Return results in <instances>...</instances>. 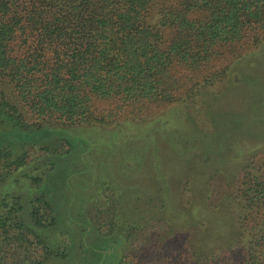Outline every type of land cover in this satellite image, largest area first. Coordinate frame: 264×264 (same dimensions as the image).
Segmentation results:
<instances>
[{
  "label": "trees",
  "instance_id": "obj_1",
  "mask_svg": "<svg viewBox=\"0 0 264 264\" xmlns=\"http://www.w3.org/2000/svg\"><path fill=\"white\" fill-rule=\"evenodd\" d=\"M261 43L264 0H0V264L70 258L71 246H58L60 213L44 181L60 158L76 157L79 144L81 157L91 151L74 126L144 122L145 138L154 132L153 116L161 109L166 111L161 124L173 125L179 134L167 139L173 141L172 162L161 166L155 150L148 158L157 177L154 190L148 184L138 197L148 205L142 219L160 216L171 227L190 219L191 241L178 264H264V144L239 139L264 137V129L255 131L256 123L264 126V114L257 116L264 99L252 101L246 120L212 115L208 134L181 132L176 115L178 105L221 83L234 62ZM54 134L65 136L64 151L49 143ZM128 138L139 143L129 153L144 159L149 143ZM36 145L39 156L32 158ZM191 149L201 151L198 164L185 158ZM74 167L72 178L79 175ZM218 167L227 173L225 186L232 183L235 190L212 198L209 174ZM178 173L194 187L188 208L175 207L170 194ZM102 219L85 215L83 222L105 240L108 233L102 235L101 228L111 231L122 220ZM131 222L136 228V220ZM80 233L86 231L77 226L65 232L76 253L85 244Z\"/></svg>",
  "mask_w": 264,
  "mask_h": 264
},
{
  "label": "rangeland",
  "instance_id": "obj_2",
  "mask_svg": "<svg viewBox=\"0 0 264 264\" xmlns=\"http://www.w3.org/2000/svg\"><path fill=\"white\" fill-rule=\"evenodd\" d=\"M253 84H256L254 88ZM232 93L235 94L231 95ZM257 98L264 99V43L251 50L250 54H246L235 61L221 83L201 88L192 100L177 106L179 111L175 113L182 124L180 131L199 129L207 134L211 133L214 126L211 127L210 118L212 115L214 117L218 116L221 112L223 114L227 113L229 117L236 114V116H242V119L246 120L250 115L252 101L260 102ZM253 109L257 108L253 105ZM157 112L153 116L157 120L150 127L155 126L154 132H150L149 137L145 138H141V133L148 127L144 122L129 126L125 120H121L119 121L121 125L118 128L117 124L106 126L82 124L77 125L78 127L74 126L77 132L80 133L78 134L79 136L88 138L86 142L87 150L90 149L91 151L81 157L78 150L82 151L84 146L79 144L78 146L82 148L76 147L78 150L74 151V154H76L75 158H60L55 167L53 166V169L46 174L44 191L51 203L56 206L57 212L60 213L57 218L61 230L57 232L62 231L63 234L56 237L57 241H59L58 246H71V248H68V256L71 260L76 258L75 264H178L181 252H188L192 233L191 227H193L189 218H186V223L179 221L172 227L164 223L160 216H155L150 221L142 219V211L148 205L145 198L143 201L138 200V197L142 196V190L148 184L151 186V190H154L153 180L157 177V174L153 172V167L150 166L151 162L148 161V158L150 157L151 160V153H154L153 150H155L159 159L157 163H161V166L172 162L170 157L173 156L171 147L173 141H171L172 139L170 141L167 139L171 138L169 137L170 133L172 135L173 133L179 134V131L176 128L174 129L173 125L161 124L165 119L162 121L160 116L166 111L161 109ZM262 114H264V108L259 109L257 116ZM218 117L220 119V116ZM256 124L258 128L255 131L264 129V126L262 128L261 125L258 126L259 123ZM239 127L237 126V128ZM128 136L140 138V143H149L150 147L143 148L144 151L142 149V152L146 153L144 159L140 154L129 153V151L137 150L135 148H138L139 143L130 141ZM244 137L241 135L239 139H249V142L257 145V147L264 144V137H255V134L254 136L251 134L250 138ZM52 138L54 141L49 143L54 144L58 148L57 150L64 151L66 149V142L64 141L66 138L63 134H54ZM115 138L118 140L116 144L108 143L109 140ZM97 140H102L103 142L98 147H95L94 142H97ZM123 141L124 143H122ZM38 146L36 145L30 151L32 158L39 156L37 152ZM195 155L196 157H194ZM200 156L201 151L191 149L185 155V158L194 160L197 163ZM124 157H128L125 159L126 164L122 159ZM239 164L240 162H236L235 167L238 168ZM74 165L79 175L72 178V173L76 170ZM132 167L133 169L131 170ZM218 169L219 171H211L209 174L214 177L212 179V198L218 194L216 193L218 191L227 190L232 192V190H235L232 183L228 188L225 186V180H227L225 169L222 167H218ZM164 173H166L165 176L167 178L172 177V174ZM177 176L175 179L179 180V182L176 181L169 184L171 187L170 194L174 200L176 199L181 208L176 203L174 206L179 209L188 208L192 200L194 187L189 183L187 175L184 178L182 174L178 173ZM189 177L192 178L190 174ZM205 197L204 202L207 204ZM72 202L73 205L71 204ZM70 204L72 208H70ZM68 209L70 211H67L66 215L65 210ZM111 212L114 214H111ZM68 214L75 222L73 223L74 225L70 222L72 220L68 219ZM85 215L87 218H91L93 215L103 216L102 222H105V219L109 217H118L122 221L116 224L113 223L114 228L111 231H108V226L101 228L102 235L108 233V235H104V240L98 234V237H96V234L89 233L85 229L83 222ZM135 220L136 228L133 229L130 223ZM75 225L86 231L84 234L80 233V237L85 240V244L84 248L82 247L83 249L81 248L78 253L75 252V246H72L65 234V232L71 233L76 227ZM116 241L117 246H114L113 243ZM112 245L115 247L114 249ZM105 252H108V254ZM116 254L117 256H115ZM70 258L57 260L50 257L42 264H72L71 260L69 262ZM116 259L117 262L114 263Z\"/></svg>",
  "mask_w": 264,
  "mask_h": 264
}]
</instances>
